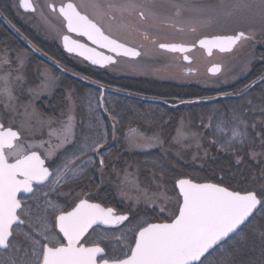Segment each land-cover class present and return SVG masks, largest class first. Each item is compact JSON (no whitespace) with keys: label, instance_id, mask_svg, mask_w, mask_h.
<instances>
[{"label":"rangeland","instance_id":"374dc122","mask_svg":"<svg viewBox=\"0 0 264 264\" xmlns=\"http://www.w3.org/2000/svg\"><path fill=\"white\" fill-rule=\"evenodd\" d=\"M68 1L74 2L80 11L91 16L107 33L131 43L143 37L137 36V33L129 28L132 22L137 20L143 22L141 27L145 31L155 30L158 25L176 31L182 28L191 39L212 34H235L238 31L252 36V39L245 41L243 46L233 53L219 58V62L222 61L223 64V71L217 76L209 75L206 70L212 60L208 61L201 57L196 62L200 64L202 74L196 80L184 78L179 71L180 65L173 63L172 57L163 55L159 51L156 52L158 55H154L150 50L151 47L147 48L140 58L122 59L107 69V75L131 82L135 80L140 86L152 82L175 86L191 82L188 83L189 86L194 85L199 89L208 90L215 96L221 93L226 94L229 87L250 74L257 62L262 61L257 57L255 49L258 51L261 46H264V0H33L36 6L34 13H24L20 7V0H2L4 5L9 3L22 21L37 35L59 46H61V37L66 33L65 21L57 11L51 10L50 6L53 4L57 7ZM140 12H143L144 19L139 15ZM0 41L4 42L5 38H0ZM1 42L0 121L6 128L15 129L20 134L15 147L6 151L7 157L14 160L35 151L40 153L48 163H52L61 152L76 145L80 123L78 112L80 103L84 107L87 104V112L93 115L92 119H88L89 125L93 126L91 129L95 131L86 141L82 153L90 157L78 158L77 161L69 160L66 162L67 167H74V163L84 161L93 172H100L101 187L110 188L117 195L125 209L124 212L136 213L139 210L157 209L156 222L174 219L182 203L176 186H160L157 183L151 187L129 170H125L123 174L102 173L103 167L100 169L97 159L95 160V152L99 146L111 143L117 146L119 143L118 118L117 120L113 118L110 110L115 103L110 101L109 104L107 101V99L111 100V96L101 101L100 93H95L92 88H89L91 90L85 91L82 96L83 101L79 103L74 90L69 89L67 104L62 113L57 117L45 116L38 110L37 105L42 100L52 98L69 76L35 55L29 47L25 46L27 50H21L17 47L1 45ZM252 44L256 46L255 49L250 48ZM192 56L199 55L193 53ZM35 57L41 61L32 64L31 59ZM214 59L217 60V57ZM80 86L85 85L80 83ZM188 106L185 109L190 108ZM211 119L214 121L212 116ZM224 123L227 128L229 126V129L233 130L232 133L229 132L230 130L227 132L222 130L220 124H216V129L226 133L221 137L229 141L231 148L242 147L234 152L236 159L244 151L243 144L240 145L238 141L244 134L239 131V128H233L235 122L231 115L230 121L224 118ZM190 127L189 122L186 123L182 119L179 121L174 140L176 147L190 149L199 145L196 143L199 135L192 132ZM122 141L119 143V148L126 147V149L138 151L159 146L160 138L155 133L147 135L143 130L130 129L124 134ZM61 172L59 171L57 177L58 182L60 178L62 179ZM71 173L77 180L78 177L75 176L77 173ZM55 189L56 186L53 184L35 198L41 209L35 213L26 214V216L29 215V225L22 229L21 237L25 239V247L19 252V256L17 250L13 251L12 258L9 255L10 251H0V264H6L9 258L13 260V256L24 259L17 264H35L40 254H43L45 244L56 246L61 242L60 235L55 233V218L67 204H71L72 201L75 204L83 193H78L76 197L67 193L69 195L63 198L70 197L68 198L70 203H55L56 201L52 203L48 200L43 202V199L53 194ZM147 223L149 222L142 220L133 228L128 221L121 229L106 231L98 236L93 234L85 242L106 245L110 249L111 259H118L119 256L130 253L138 231ZM21 244L17 242L16 247ZM9 264L15 263L10 261Z\"/></svg>","mask_w":264,"mask_h":264},{"label":"trees","instance_id":"16d2710c","mask_svg":"<svg viewBox=\"0 0 264 264\" xmlns=\"http://www.w3.org/2000/svg\"><path fill=\"white\" fill-rule=\"evenodd\" d=\"M0 12L18 33L44 55L68 69L79 71L60 54L57 45L45 41L23 22L9 3L4 5V2L0 0ZM0 35V38H5L4 42L0 41L1 45L27 50L25 45L2 22H0ZM255 53L257 57L264 59L263 50L261 52L255 50ZM40 61L38 57L31 59L32 64ZM30 69L32 70L31 67ZM262 76H264V62L260 61L250 72L249 78L254 82ZM95 80L100 82L99 78ZM101 82H104V85L109 88L169 101L175 99L181 102L215 96L210 91L199 89L194 85H186L184 88L169 86L168 91L159 92L158 90L143 89L139 82L138 85H135L134 83L137 82L133 83L127 79L116 80L110 75H107L105 81ZM247 84L236 83L231 88L232 90L228 91L238 93ZM69 89L70 91L74 90V95L79 103L83 101L82 96L85 91H89V88L81 87L79 82L66 77L62 88L55 92L52 98L42 100L37 105L38 110L45 116H59L67 104ZM108 96H111V100L107 99L108 103L110 104V101L115 103L114 107L110 109L113 118L117 120L120 115H124L130 119V111H135L138 128L145 131L147 135L153 133L159 135L160 145L138 151L126 149V147L105 148L102 150L100 158L103 160L106 173L123 174L125 170H129L151 187L157 183L160 186L175 187L179 179L189 178L198 183L218 184L233 193L255 192L262 201L260 210L235 235L213 250L198 264H264V82L248 95L239 99L187 105L190 108L185 109L187 106H182L176 110H168L162 105L130 100L120 96ZM78 112L80 123L76 145L61 152L59 155L61 158L72 160L90 157L85 156L82 151L85 149L86 141L95 131L91 129L93 126L89 125L88 121L89 118H93V115L87 112V104L84 107L80 103ZM230 115L235 122L233 128H239V131L244 134L242 138L238 139L240 145L243 144L244 151L236 159L234 152L242 147L231 148L229 141L221 137L226 133L216 129V124H220L222 130L226 132L230 130L229 132L232 133L233 130L229 129V126L227 128L224 123V118L230 121ZM181 119L186 123L189 122L191 131L199 135L196 138V143H199L197 147L185 149L175 146L174 140ZM125 133L124 131L119 133L120 142H123ZM227 135L229 136V134ZM88 173V175L82 176L81 180L85 183L84 185H89L91 191L98 190L101 186L100 173L97 175H92L91 171ZM102 188L105 191L107 205L122 206L117 195L110 188ZM157 211V209H152L131 213L132 220L129 223L134 228L142 220L149 223L155 222L157 221L155 219Z\"/></svg>","mask_w":264,"mask_h":264},{"label":"water","instance_id":"95a60500","mask_svg":"<svg viewBox=\"0 0 264 264\" xmlns=\"http://www.w3.org/2000/svg\"><path fill=\"white\" fill-rule=\"evenodd\" d=\"M20 7L25 13L36 11L33 0H20ZM50 8L57 11L66 22L68 33L62 38L65 52L77 55L93 66L103 68L116 63L118 57L138 59L141 56L139 49L104 33L94 21H90L79 11L74 2L69 1L58 7L52 4ZM0 20L35 55L53 66H58L22 37L1 15ZM72 34L84 36L91 45L75 40ZM247 36L244 32H238L236 35L203 37L198 41L197 46L205 49L208 55L216 49L229 53ZM195 47V45L186 44L161 45L162 49L181 54H187ZM186 61L190 62V60ZM208 72L210 75H218L221 72V66L212 65ZM263 81L264 76L240 94L184 101L178 104H169L162 100L145 98L106 87H100L102 91L100 100L102 101L105 94L109 92L177 108L188 104L211 103L219 98L242 97ZM19 138L20 134L17 130L5 128L0 122V248L3 250L7 248L11 238L12 227L22 223L18 217L21 208L19 195L32 194L34 185H45L53 175L45 165L46 160L38 152L24 155L14 163L8 162L5 151L12 149ZM176 187L182 199L177 217L170 222L152 223L142 228L137 233L136 243L130 256L124 260H104L98 263V259L106 254L104 248L84 245L77 248L75 244H70L68 247L58 248L47 246L42 264H198L214 249L235 235L262 207V201L255 192L233 193L220 185L209 182L197 183L189 178L179 179ZM81 210L97 216L93 225H103L106 228L114 227L129 218V215L112 217L113 209L87 201L80 202L70 214Z\"/></svg>","mask_w":264,"mask_h":264},{"label":"flooded vegetation","instance_id":"af4514ba","mask_svg":"<svg viewBox=\"0 0 264 264\" xmlns=\"http://www.w3.org/2000/svg\"><path fill=\"white\" fill-rule=\"evenodd\" d=\"M82 13H84V12H82ZM0 15H2V14L0 13ZM139 15L141 16V18L144 19L143 12H140ZM86 16L90 19V21H94L98 25V27H100L102 29V31L104 33H106L107 35L113 37L114 39H116V40H118V41H120V42H122V43H124L126 45H129V46H131L133 48L139 49L141 51V56L147 50V48L151 47L150 50L153 52L154 55L156 54V52L159 51L163 55L172 57L171 60H173V63H177V64L180 65L179 71L182 73L181 75L184 78H190V79H195L196 80L197 77H199V75L202 74V72L200 71V66H199L200 64L198 65L197 62H196L197 60L199 61V59L201 57L205 58V60L207 59L208 61L212 60V61L209 62L210 64L206 67V70H207L208 74H209L208 70H209V68L212 65H220L221 66V72H222L223 71V64L221 63L222 61L219 62V58L221 56L230 54V53L221 52L220 50L216 49V50H214L212 52L211 55H208L205 49L197 46V43L203 37H213V36H219V35H232V34H212V35H207V36L200 37L198 39H196V38L195 39H191V38L188 37V35L185 32H183L182 28L178 29L176 31V30L167 29L166 26L158 25V26H156L155 30L151 29L149 31H145L141 27V24H143V22L140 21V20L139 21L137 20V22L133 21L129 28L133 32L137 33V36L142 35L143 36L142 37L143 40L142 39L141 40L135 39L136 41L134 43H131V42H128V41L127 42L123 41V40L113 36L112 34L107 33L106 30L100 24H98V22H96L93 18H91V16H89L87 14H86ZM238 32H240V31H238ZM63 36L61 37V46L57 45V48H58L60 54L64 58L67 59L68 63L70 65L74 66L75 68H77L79 71H76V70H73V69H70V68L68 69V68L62 66L60 63H58L56 61L55 62H56V64L58 66H55V68L58 69L59 71H61L62 73H64L65 75L69 76L73 80H75V81H77L79 83H83L87 88H92L95 93L98 92V93H100L99 96H101L102 91H101L100 87H106V85H104V82H101V81H105V78L107 76V69L110 66H112V65H109V66L104 67V68L103 67H96V66L91 65L88 61H86L85 59H83V58H81V57H79L77 55H73V54H69V53L65 52L63 47H62V38H63ZM72 37L75 40H77V41H80L82 43H86L88 45H91V43L84 36H78L76 34H72ZM249 39H252V36L248 34V37L246 39L242 40L237 45L235 50L237 48L243 46V43L245 41L249 40ZM163 44H186V45H195L196 47H195V49H193L192 51L188 52L187 54H181V53H178V52L174 53V52H169V51H167L165 49H162L161 45H163ZM251 47L253 49H255L256 46L252 44L250 46V48ZM262 50L264 51V46L260 47V52ZM101 51H104V50L101 49ZM233 52H231V53H233ZM193 53H196V54L198 53V55L200 57L199 56H197V57L192 56ZM156 55H158V54H156ZM216 57H217V60L214 59ZM122 59H125V60H136V59H130V58H127V57H118L117 58V62L115 64H117ZM260 59L262 60V62H264L263 58L260 57ZM186 60H190V62H188ZM115 64H113V65H115ZM215 76H217V75H215ZM94 78L95 79L99 78L100 82L99 81L97 82ZM114 78L116 80H122L123 79V78H117V77H114ZM83 79H85L86 81L83 80ZM256 81L252 82L251 79L249 78V74H248L246 77H244L243 79L238 81V84H240V83H248L247 86H245L242 91H240L238 93L229 92L228 90H232L231 88L234 87V85H233V86H231V87H229L227 89V92H225L226 94L221 93V94L216 95V97L222 96V95H236V94H240L244 90H246L248 87H250L252 84H254ZM89 82H91L93 84H91ZM133 82H137V83H134V84L138 85V81L134 80ZM188 83H191V82H188ZM188 83L184 82V83H182L180 85H176L175 86V85H167L165 83L160 84V83H153L152 82L151 84H148V85L141 84L142 85L141 88L149 90V91L158 90L159 92H164L163 90L168 91V87L169 86H175V87H179V88H184L186 85H190ZM249 93H247L246 95H248ZM110 94L113 95L112 93L107 92L105 94V97H107ZM246 95H244L242 97H245ZM114 96H119V95L114 94ZM242 97L219 98V99H217L214 102L239 99V98H242ZM125 98L130 99V100H138V99H134V98L131 99V98H128V97H125ZM156 99H158V98H156ZM159 100L166 101V102H168L170 104L178 103V101H176L175 99L173 101H169V100H166V99H159ZM148 103L162 105L165 108H167L168 110H176V109L179 108V107L178 108H170L168 106L166 107L162 103H155V102H148ZM117 114L119 115V112H117ZM130 114H131V116H129V117H131L130 119H128V117L124 116V115L123 116L120 115V117L118 118V125H119V131L120 132H123V131L124 132H128V130H130V129H140V128H138V125H137L138 118L135 117L136 116V112L135 111H130ZM130 123H132V124H130ZM119 143H122V142L119 141ZM119 143H117V146L112 144V143L109 144V145H101V146H99L96 149L95 160L97 159L98 165H100L99 166L100 169L103 167L102 173H106L103 160L99 157L101 155L102 150H104L105 148H110V147H116L117 148V147H119ZM22 157H23V155L18 157V158H16V159H14V160H10L9 158H7V160H8L9 163H14L15 161H17L18 159H20ZM69 160L70 159H67V158H63V157L61 158L59 155H58V157L55 158V160L52 163H48V161L46 160V164L45 165L53 173L52 179L50 181H48V183H46L45 185H41V186L34 185V192L32 194H30V195H26V194L19 195L18 200H19V202L21 204V208H20V210L18 212V217L22 221V223H17L16 225H14L12 227V231H11L12 235H11V238L9 239V241L7 243V248L4 249V250L0 248L1 252L10 251L9 255H10V258H12V252L17 250L18 251V256H19V252L25 247V242H24L25 239L24 240L21 239V237L23 235L22 229L26 228L27 225H29V220H28L29 219V215L26 216V214L28 212L29 213H31V212L35 213L36 211H39L41 209L40 204H38L35 201V198L38 196V194L40 192H42L43 190H46L47 188H49L51 185L54 184L56 186V189L54 190L53 194H51V195L47 196L46 198H44L43 202L48 200V201H50L52 203H54L55 201H56L55 203H59V202H61V203H70L69 202L70 200H68V198H70V197H68V198H63V197L64 196H68L69 194H70V196L72 194L74 197H76L77 194L80 193V192L83 193V195H81V198H79L75 204H74L73 201H72L71 204H67L62 209V211L59 212V214L56 216V218H55V233L57 235L58 234L60 235L61 242L59 244H57L56 246H52L50 244H45L43 254H40V257H39V259L36 260L35 264H42V261H43V258H44L45 248L47 246H49L50 248H58V247H63V246L68 247V246H70V244H75L77 246V248H80L83 245L86 246V247L101 246V247H103L105 249L106 254H105L104 257H101V258L98 259V263H101L104 260H108V261L124 260L125 258H127L131 254V251H132V249H133V247L135 245L136 240H135V242L133 244V247H132L130 253L126 254V255H124V254L122 255L121 254L122 256H119L118 259H116V258L111 259V257H110V249L106 245L100 244V243L99 244L98 243H92L91 244V243H86L85 242L93 234H96L98 236V234L104 233L106 231H113V230L121 229L125 225V223H127L128 221L130 222V220H132V214L128 213V211L124 212L123 210H125V209L122 206H120V205H116V206L107 205L105 203V201H106V198L104 196L105 191L103 190V188L101 186H100V188L98 190L95 189V190L91 191L90 188H89V185L88 184L84 185L85 183L81 180L82 176L89 174L88 173L89 171H91L92 175H97V173L93 172L92 168L87 163H85L84 161H80V162L74 163V165H73L74 167L70 166L68 168L66 162L69 161ZM72 160L73 161H77L76 158L72 159ZM59 171H62L61 172L62 179L60 178V182L57 181V177H58ZM71 172L77 173V175H75V176L78 177L77 180H75L74 177H72V173ZM68 177H72V178L67 179ZM100 177H101V173H100ZM20 179H23V177H20ZM67 193H69V194H67ZM65 199H67V200H65ZM82 201H87L89 203L97 204V205H100V206H102L104 208L113 209L114 212L112 214V217L113 216H121V215H129V218L126 221L119 222L117 225H115L114 227H110V228H106L103 225H93L94 222L96 221V217L97 216L93 215L90 212H87V211L85 212L84 210H81V211L75 212L74 214H70L71 211H73L78 206V204L80 202H82ZM99 218H101L100 215H99ZM105 219H106V216L104 217V220ZM85 231H87V232L83 236ZM77 235H78V237H76ZM100 236L101 235H99V237ZM17 242H21L22 244L19 247H16V243ZM16 257L17 256H15V257L13 256V260L14 261L9 258L8 261H6V264H9L10 261L14 262L15 264H17V262H19L20 260L24 261V259H19L18 257L17 258Z\"/></svg>","mask_w":264,"mask_h":264}]
</instances>
